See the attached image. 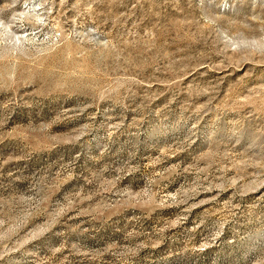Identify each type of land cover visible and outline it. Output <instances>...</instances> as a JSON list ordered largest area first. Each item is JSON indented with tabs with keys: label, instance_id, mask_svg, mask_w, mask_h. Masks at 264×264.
I'll use <instances>...</instances> for the list:
<instances>
[{
	"label": "rangeland",
	"instance_id": "374dc122",
	"mask_svg": "<svg viewBox=\"0 0 264 264\" xmlns=\"http://www.w3.org/2000/svg\"><path fill=\"white\" fill-rule=\"evenodd\" d=\"M0 264H264V0H0Z\"/></svg>",
	"mask_w": 264,
	"mask_h": 264
}]
</instances>
